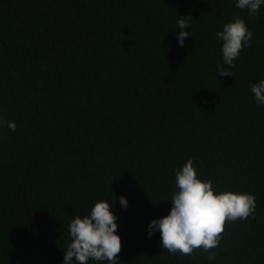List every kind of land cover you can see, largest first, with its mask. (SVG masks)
Segmentation results:
<instances>
[{"label":"trees","instance_id":"trees-1","mask_svg":"<svg viewBox=\"0 0 264 264\" xmlns=\"http://www.w3.org/2000/svg\"><path fill=\"white\" fill-rule=\"evenodd\" d=\"M178 15L191 23L184 46ZM235 16L253 39L221 77L215 33ZM261 78L264 7L0 0V116L17 124L0 127V264H61L71 218L112 193L118 264H213L147 236L188 158L214 187L256 199L254 214L226 221L214 264H264V105L249 90Z\"/></svg>","mask_w":264,"mask_h":264},{"label":"clouds","instance_id":"clouds-1","mask_svg":"<svg viewBox=\"0 0 264 264\" xmlns=\"http://www.w3.org/2000/svg\"><path fill=\"white\" fill-rule=\"evenodd\" d=\"M235 7L246 10L249 16L259 14L264 0H235ZM188 15H178L172 31L177 43L184 46L187 37L192 36ZM220 42L222 63L216 64V72L221 77L232 75L230 69L244 48L250 47L253 32L245 19L235 16L224 23L222 30L215 33ZM249 90L258 105H264V78L249 85ZM0 127L15 131V121L0 116ZM112 193V192H111ZM116 197L97 199L86 214L75 215L68 224L69 242L61 264H118L117 254L121 251V236L118 234L117 216L114 213ZM119 204L128 207V199L119 196ZM171 208L167 215L152 219L147 225V236L157 232L159 244L170 254L192 255L196 249L208 253L213 264L216 253L211 251L221 242L225 223L246 219L254 214L255 196L247 191L221 190L214 187L212 179H204L198 174L194 158H188L175 171L174 190L169 198Z\"/></svg>","mask_w":264,"mask_h":264}]
</instances>
